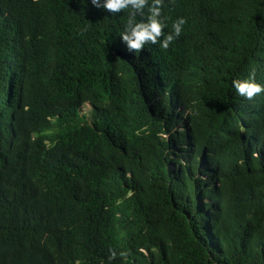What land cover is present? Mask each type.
<instances>
[{"label":"trees","instance_id":"1","mask_svg":"<svg viewBox=\"0 0 264 264\" xmlns=\"http://www.w3.org/2000/svg\"><path fill=\"white\" fill-rule=\"evenodd\" d=\"M130 11L0 0V264H264V0Z\"/></svg>","mask_w":264,"mask_h":264},{"label":"clouds","instance_id":"2","mask_svg":"<svg viewBox=\"0 0 264 264\" xmlns=\"http://www.w3.org/2000/svg\"><path fill=\"white\" fill-rule=\"evenodd\" d=\"M92 6L103 9L111 14H118L126 9H131L125 30L120 35L121 40L127 45L129 51L139 53L144 50L146 44H160V47L167 49L170 43L181 34L182 26L186 23L183 18H179L172 25L173 32L165 35L166 25L161 21L162 0H90ZM148 15L146 19L137 21V16L145 17V9ZM163 37V39H161ZM254 78L239 81L234 80L233 86L240 96L246 99H253L255 96L264 92V87L253 82ZM143 252L144 250L141 249ZM121 255H124L121 253ZM116 253L111 252L110 259H114ZM79 264V262H77Z\"/></svg>","mask_w":264,"mask_h":264},{"label":"rangeland","instance_id":"3","mask_svg":"<svg viewBox=\"0 0 264 264\" xmlns=\"http://www.w3.org/2000/svg\"><path fill=\"white\" fill-rule=\"evenodd\" d=\"M90 110H91L90 105L85 104V105L82 107V109H81V114H85V115L89 116V112H90Z\"/></svg>","mask_w":264,"mask_h":264}]
</instances>
